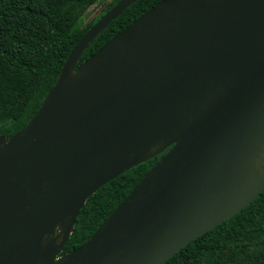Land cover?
<instances>
[{
    "label": "water",
    "instance_id": "95a60500",
    "mask_svg": "<svg viewBox=\"0 0 264 264\" xmlns=\"http://www.w3.org/2000/svg\"><path fill=\"white\" fill-rule=\"evenodd\" d=\"M0 135V264H164L264 190V0H161L77 62ZM164 150L89 239L87 198Z\"/></svg>",
    "mask_w": 264,
    "mask_h": 264
},
{
    "label": "trees",
    "instance_id": "16d2710c",
    "mask_svg": "<svg viewBox=\"0 0 264 264\" xmlns=\"http://www.w3.org/2000/svg\"><path fill=\"white\" fill-rule=\"evenodd\" d=\"M104 1L0 0V135L10 137L27 124L72 48L119 0H109L97 17L84 23L88 8ZM160 1L137 0L123 10L88 44L77 65ZM166 151L123 172L89 196L62 254L86 242ZM164 264H264V190Z\"/></svg>",
    "mask_w": 264,
    "mask_h": 264
},
{
    "label": "rangeland",
    "instance_id": "374dc122",
    "mask_svg": "<svg viewBox=\"0 0 264 264\" xmlns=\"http://www.w3.org/2000/svg\"><path fill=\"white\" fill-rule=\"evenodd\" d=\"M108 1L109 0H105L104 3L90 6L84 15V23H87L93 18L97 17Z\"/></svg>",
    "mask_w": 264,
    "mask_h": 264
}]
</instances>
